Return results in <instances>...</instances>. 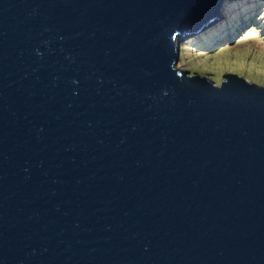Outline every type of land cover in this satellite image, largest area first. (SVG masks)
I'll return each instance as SVG.
<instances>
[{"label":"water","instance_id":"obj_1","mask_svg":"<svg viewBox=\"0 0 264 264\" xmlns=\"http://www.w3.org/2000/svg\"><path fill=\"white\" fill-rule=\"evenodd\" d=\"M225 6L0 0V264H264V87L176 68Z\"/></svg>","mask_w":264,"mask_h":264},{"label":"rangeland","instance_id":"obj_2","mask_svg":"<svg viewBox=\"0 0 264 264\" xmlns=\"http://www.w3.org/2000/svg\"><path fill=\"white\" fill-rule=\"evenodd\" d=\"M257 14L264 17V9ZM235 25L238 24L232 22L227 32L222 31L225 33L222 39V32L208 33L204 43L210 44L209 48L184 45L181 55L179 50L176 68L187 70L190 74H200L217 85L221 84L223 75L235 74L264 87V20L260 24L263 31L249 26L241 28L242 25L230 31ZM230 33L233 35L228 38ZM223 40L227 42L222 43Z\"/></svg>","mask_w":264,"mask_h":264},{"label":"clouds","instance_id":"obj_3","mask_svg":"<svg viewBox=\"0 0 264 264\" xmlns=\"http://www.w3.org/2000/svg\"><path fill=\"white\" fill-rule=\"evenodd\" d=\"M230 1H240V0H230ZM236 5L239 6V4H233V5H230L229 8L231 6H236ZM227 7H228V5H226L225 8L222 9V12L221 13L223 14V16L227 15V12H226L227 9H228ZM245 10H246L245 11L246 12L245 13L246 14V17H245V19H242L241 24L242 23H245V25L247 24V26H248V24H251L252 23V25H253L252 27H254V29L262 30L261 27L259 28V24H258L259 22L257 21V19L260 18V17L256 16L258 14H254L253 12L249 13L248 12V9H245ZM228 11H229V9H228ZM254 15L256 17H254ZM237 18H239V16H237V17L236 16H231V17L229 16V18H227V19H223V18L219 17L218 19H216L214 21H208V22H206L205 26H202V27H200V28L197 29V30H199L198 31V34H194L192 37L190 35H188L187 37H185V40L182 41L179 44V50H181L180 45L182 43H184V42L185 43H189V40L191 38H195L194 41H195V44H197L196 45V48L199 47V46H203L204 48H209L210 44L207 45V44L204 43L206 41V39H207L208 33L213 32V31H216V34H219L222 31L227 32L228 31V28L230 27V23H232ZM249 18H251V21L249 20ZM247 26H245V27H247ZM234 29L235 28L232 26L231 29H230V31H234ZM224 32H222V34H221L222 35V37H220L221 39L224 38V34H225ZM231 35H233V33H230V35L228 36V38ZM204 36H206V39L204 38ZM190 75H193V74H190Z\"/></svg>","mask_w":264,"mask_h":264},{"label":"trees","instance_id":"obj_4","mask_svg":"<svg viewBox=\"0 0 264 264\" xmlns=\"http://www.w3.org/2000/svg\"><path fill=\"white\" fill-rule=\"evenodd\" d=\"M233 4H239V6H238V8L236 9V12L239 14V12H240V16H239V18H237L236 20H234L233 22L234 23H237L238 25H235V27L234 28H237L238 26H240V25H242L241 26V28L242 27H245V26H247V24L245 25V23H242L241 24V21H242V19H245V17H246V10L245 9H248V12L249 13H251V12H254L255 14H257L258 13V11L259 10H262V9H264V6H262L263 5V3L261 2V1H258V0H240V1H225V3H224V5H228V9H229V6L230 5H233ZM228 9H227V11L226 12H229L228 11ZM225 12V13H226ZM257 16V15H256ZM255 15H254V17H256ZM249 20L251 21V18H249ZM262 20H264V17L262 16V17H260V20L259 19H257V21L259 22L258 24H259V28L261 27V23H262ZM248 26L249 27H252L253 25H252V23L251 24H248ZM264 26V25H263ZM263 26L261 27V29L263 30ZM252 28H254V27H252ZM251 28V29H252ZM204 38L206 39V36H204ZM195 38H191L190 40H189V43H182L181 45H180V47H181V51H180V55H181V53H182V49H183V46L185 45V46H187V45H189V46H193V47H195L196 48V45L197 44H195ZM194 42V43H193ZM227 42V40H223V42L222 43H226ZM187 44V45H186ZM198 48V47H197Z\"/></svg>","mask_w":264,"mask_h":264},{"label":"bare ground","instance_id":"obj_5","mask_svg":"<svg viewBox=\"0 0 264 264\" xmlns=\"http://www.w3.org/2000/svg\"><path fill=\"white\" fill-rule=\"evenodd\" d=\"M224 1H225V0H221L222 3H224ZM217 12H220V7L218 8ZM219 16H220V15H219ZM208 21H214V20H210V19H208L207 22H208Z\"/></svg>","mask_w":264,"mask_h":264}]
</instances>
